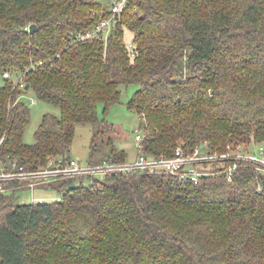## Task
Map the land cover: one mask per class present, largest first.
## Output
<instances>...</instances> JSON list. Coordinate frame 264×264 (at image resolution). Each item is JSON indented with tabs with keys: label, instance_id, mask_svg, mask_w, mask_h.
<instances>
[{
	"label": "trees",
	"instance_id": "16d2710c",
	"mask_svg": "<svg viewBox=\"0 0 264 264\" xmlns=\"http://www.w3.org/2000/svg\"><path fill=\"white\" fill-rule=\"evenodd\" d=\"M109 7L0 0V70L23 81L0 85L3 163L34 169L71 157L78 123L92 127L88 162L127 160L105 138L114 127L97 107L106 111L131 82L139 87L128 108L142 118L135 156L199 143L264 146V0H129L105 37L69 36ZM29 90L60 110L42 115L32 143L23 141ZM230 163H212L197 182L166 172L64 178L50 185L60 194L50 201L0 191V264H264V171L238 160L229 178Z\"/></svg>",
	"mask_w": 264,
	"mask_h": 264
},
{
	"label": "built area",
	"instance_id": "2783aa9c",
	"mask_svg": "<svg viewBox=\"0 0 264 264\" xmlns=\"http://www.w3.org/2000/svg\"><path fill=\"white\" fill-rule=\"evenodd\" d=\"M128 1L112 0L107 16L101 18L91 28L70 31L69 36L80 41L100 36L105 37L117 23L118 16ZM128 46L131 48L132 44L129 42ZM2 75L5 78H10L12 72L5 70ZM17 78L14 85L20 83L22 86L21 77ZM141 137V132L135 134L136 147ZM228 159H231V163L226 167L229 178L231 170L237 166L238 160L250 161L256 164L259 170L264 171V146L256 145L253 151L247 152L241 144L233 143H228L222 151L212 150L206 143L195 144L192 149L178 145L171 156H151L139 153L134 158L125 161L103 160L99 163H82L73 157L50 156L44 166L34 169L24 168L23 164H20L15 158H10L6 163L0 159V191H12L15 187V191L25 189L32 192L37 187H42L41 190H43L44 187L64 178L103 177L106 173L116 171L166 172L175 175L182 181L197 182L201 175L208 173L210 168L206 164L211 163L212 165L216 162L224 166ZM56 199H60V194L56 195ZM30 200L35 201V196L30 194Z\"/></svg>",
	"mask_w": 264,
	"mask_h": 264
},
{
	"label": "rangeland",
	"instance_id": "374dc122",
	"mask_svg": "<svg viewBox=\"0 0 264 264\" xmlns=\"http://www.w3.org/2000/svg\"><path fill=\"white\" fill-rule=\"evenodd\" d=\"M103 3L110 4L112 0H100ZM109 32V31H108ZM107 32V34H108ZM132 33L128 29H124V40L126 42H131ZM20 78V76H18ZM14 82L18 80L17 76L10 77ZM5 81V77L2 75V70H0V85ZM139 87L136 82H131L129 84H121V94L119 100L111 104L106 111L102 103L98 104L97 114L101 120H104L108 124L113 125V131L108 132L105 135L114 138L115 143L124 148L128 155L127 159H132L137 153L135 134L137 132H142L140 127V122L142 120L141 116L134 110L128 108V101L132 96L134 90ZM23 100L28 104L30 109V120L25 126L23 141L27 143H32L35 141L34 132L38 127L42 115L45 113H51L54 115H59V107L50 102L37 99L32 91H27L22 95ZM34 101V102H32ZM105 134V133H104ZM104 134L100 135V139H103ZM92 137V127L90 124L78 123L75 125L74 137L70 145L69 154L71 157L78 159L82 163H87L90 153V144ZM243 149L248 151H253L255 149V144L251 141H246L241 144ZM99 158L102 156L101 152L97 155ZM208 168L211 167V163L206 164ZM89 180L85 179L84 182L87 183ZM42 187L35 188L34 191L19 189L15 191L17 196V201L19 202H30V194L35 196V201H50L55 200L56 195L59 192L53 189V187L47 186L41 190ZM41 199V200H40Z\"/></svg>",
	"mask_w": 264,
	"mask_h": 264
},
{
	"label": "water",
	"instance_id": "95a60500",
	"mask_svg": "<svg viewBox=\"0 0 264 264\" xmlns=\"http://www.w3.org/2000/svg\"><path fill=\"white\" fill-rule=\"evenodd\" d=\"M33 30H34V25L32 24L29 26V31L32 32Z\"/></svg>",
	"mask_w": 264,
	"mask_h": 264
}]
</instances>
